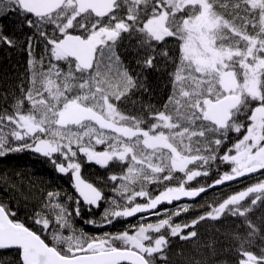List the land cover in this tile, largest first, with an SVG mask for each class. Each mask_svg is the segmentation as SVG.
<instances>
[{
	"label": "snow or ice",
	"instance_id": "6c2138e0",
	"mask_svg": "<svg viewBox=\"0 0 264 264\" xmlns=\"http://www.w3.org/2000/svg\"><path fill=\"white\" fill-rule=\"evenodd\" d=\"M5 9L24 15L51 45L56 63L50 62L38 80L37 62L30 61L31 86L22 89L12 114L0 115V156L32 150L50 158L60 173L72 174L83 203L97 208L104 192L82 178L78 153L104 168L125 165L122 175L109 177L119 181L113 191L123 203L111 200L102 213L105 223L138 213L161 216L158 206L200 196L206 187L186 185L209 175L218 159L231 169L208 188L264 172V0H0V12ZM49 25L51 38L44 31ZM125 36L148 52L169 38L176 42L171 94L160 109L149 106L146 115H128L117 107L138 86L116 51ZM0 42L15 43L4 35ZM144 63L152 67L153 57ZM25 103L30 106L26 110ZM230 133L241 137L218 156ZM176 173L183 178L170 186ZM163 182L168 183L159 194L147 190ZM58 196L49 192L43 206L58 227L52 230L53 220L40 212L33 221L41 232L50 231V242L0 205V249L17 248L20 264H155L157 257L166 259L169 237L190 240L197 237L194 229L201 221L228 214L244 217L248 229L239 244L238 264H264V248L257 254L245 247L260 232L248 215L264 205V180L209 205L190 222L173 221L190 210L184 204L163 209V218L154 223L102 236L78 232L72 217L80 215L81 201L70 212ZM138 197L145 202L137 203Z\"/></svg>",
	"mask_w": 264,
	"mask_h": 264
},
{
	"label": "trees",
	"instance_id": "16d2710c",
	"mask_svg": "<svg viewBox=\"0 0 264 264\" xmlns=\"http://www.w3.org/2000/svg\"><path fill=\"white\" fill-rule=\"evenodd\" d=\"M15 9L14 5H9ZM32 19H35L32 17ZM44 31L53 36V27L45 26ZM79 29L76 33L79 34ZM0 35L8 36L15 43L8 46L0 42V115L12 114L17 99L22 96V89H28L30 85L31 72L33 67L31 60H35V71L38 74L46 71L51 63H56L50 55V47L47 40L40 36L35 27H29L25 22L24 15L19 10L0 12ZM58 35V33H57ZM155 51L148 52L137 47V39L124 37L117 45L116 51L120 54L123 66L137 80V88L129 93L128 99L119 103L117 107L128 115L147 114L148 107L160 109L167 101L172 91L170 83L171 74L176 67V42L169 38L167 43L154 46ZM168 55H163V52ZM148 56L153 57L152 67L145 66L144 61ZM61 67H65L64 62H60ZM142 84V87L140 86ZM39 86V85H37ZM30 107L24 105L26 110ZM241 122L247 125L246 116L241 117ZM7 130V129H6ZM241 137V133H230L229 139L219 150L218 156L223 155L227 147ZM97 145L96 147H98ZM19 155V154H18ZM231 165L220 161L212 162L209 168V175L197 177L189 182L186 187L197 188L208 186L219 178L224 172L230 171ZM95 170L93 173H85V177L101 187L105 180ZM176 178L170 186L178 184L183 178L182 173H176ZM261 180H264V172L246 178L244 180L225 185L221 188L211 190L202 195L198 200L187 203H180L178 206L191 205L187 213H181L178 217H173L175 223L190 222L192 219L202 215L208 210L209 205H214L222 201L227 196L244 190ZM53 174L48 173L44 164L36 161L35 164L28 163L27 160H19L18 157L10 153L4 159H0V204L4 205L13 215L12 219L24 223L38 234L46 242H50V231L41 232L40 226L35 224L32 214L38 207L43 208L45 193L53 189L55 182ZM149 184L147 190L154 195L163 190L164 184ZM108 187V186H106ZM69 193L68 210L71 212L77 205L75 203V192L67 187ZM177 205V204H176ZM176 205L168 209L173 210ZM111 206V199L106 197L104 203L97 209L79 204L80 215L73 213L72 223L79 231L87 233L89 236H102L105 233H117L136 225L137 220L116 221L104 229H96V225L105 223L102 213ZM259 229V234L253 238L251 245H246L248 250L260 253L264 248V205L258 204L248 215ZM96 223H88L87 221ZM58 227L53 220L51 229ZM197 237L190 240H181L179 237H169V244L165 250L166 259L157 257L155 264H238L241 256L238 254L240 241L247 237L248 229L244 222V217H234L226 214L219 220L201 221L194 229ZM78 231V232H79ZM187 231V230H186ZM239 237L240 239H237ZM0 264H20V252L18 249H0Z\"/></svg>",
	"mask_w": 264,
	"mask_h": 264
},
{
	"label": "flooded vegetation",
	"instance_id": "af4514ba",
	"mask_svg": "<svg viewBox=\"0 0 264 264\" xmlns=\"http://www.w3.org/2000/svg\"><path fill=\"white\" fill-rule=\"evenodd\" d=\"M103 148H104L103 145L102 146L99 145L97 147V150L98 151L99 150H103ZM10 153H12V154H14V156L18 157L19 160H24L25 159V160L28 161V163H31V164H35L36 161L44 164L46 170H48V173L53 174V176L55 177V179L58 180V181L55 182V184L57 186H55L51 190H48L45 193V200H44L43 203H46V204L49 203L48 193L49 192H53V193H59V196L57 197V199L59 200L60 203L64 204V206L67 207V192H68L67 187L70 186L71 191L72 192L73 191L75 192V195H76L75 201L76 200H80L81 201L80 204H84L83 201L81 200V198H79V196L76 193V190L74 188L72 174L71 173H68V174L60 173L55 168V166L51 162V159L50 158L44 157L41 154H37V153H35L32 150H26V151H20V152H10ZM10 153H8V154H10ZM8 154H6L4 156H0V159L6 158V156ZM55 159L57 160V162H62V159L63 158L57 156V157H55ZM77 160L81 164V175L86 180H88L85 177L86 176L85 175L86 172L93 173L95 170H99L100 171L99 173L103 172L102 175L105 177L104 178L105 180H103V182L101 183V187L98 186V185H96L94 182H92L90 180H88V181H90L91 183H93L95 186H97L98 188H100L104 192L105 199H106V197H108L109 199L112 200L114 198V196L117 195V192L113 191V188L114 187H117L118 181H111L109 179V177L111 175H113V174H115V175H121V173H123L126 170L125 165L116 162V163L110 164L109 167L104 168V167H101V166L95 164L94 162H88L87 159H86V157H84L83 154H80V153H78ZM259 173L260 172H258L257 174H259ZM257 174H255V175H257ZM255 175H252V176H255ZM252 176H249V177H252ZM249 177H247V178H249ZM244 179H246V178H244ZM244 179H241V180H244ZM241 180H237V181H234V182L225 184V185H229V184H232V183L241 181ZM225 185H223V186H225ZM106 186H108V187H106ZM223 186H220L218 188H221ZM205 187L208 188V186H205ZM214 189H217V188H214ZM214 189H211V190H214ZM211 190L205 192L204 194L210 192ZM159 192L155 193L154 195L158 194ZM204 194H202V195H204ZM196 200H198V198ZM196 200H194V201H196ZM136 202L137 203H144L145 202V198L138 197ZM187 202H193V201H183V202H178V203L176 202V203H172V204H164V205L160 206L158 210L168 209L170 206H174L176 204H177L176 207H178V205L180 203H187ZM103 203H104V201L101 202L100 206ZM43 205H45V204H43ZM87 207H89V206H87ZM91 208H93L95 210L98 209V208H94L92 206H91ZM175 208H172V209H175ZM38 212H40L41 214H44V215H48V218L49 219L54 220V217H53V215L51 213L44 212L43 208H40V207H38L37 209H35V212L32 214L33 216H31V217L36 218V213H38ZM152 216H153L152 213H149V214L137 216V217H135L133 219H126V218H123L122 217V218H118V219L114 220L113 222H116L117 220L118 221H130V222H133L135 220L141 219L142 217H143V219H147V218H150ZM110 225L108 224V225L105 226V223H103V224H98L95 227H96V229H104V228H106L107 226H110Z\"/></svg>",
	"mask_w": 264,
	"mask_h": 264
},
{
	"label": "water",
	"instance_id": "95a60500",
	"mask_svg": "<svg viewBox=\"0 0 264 264\" xmlns=\"http://www.w3.org/2000/svg\"><path fill=\"white\" fill-rule=\"evenodd\" d=\"M75 34H78V33H75ZM37 154H39V153H37ZM258 173V172H257ZM257 173H253V174H249V175H247V176H245V177H241V178H237L236 180H234V181H237V180H241V179H244V178H247V177H249V176H252V175H255V174H257ZM82 176V175H81ZM82 178H83V176H82ZM85 181H87V182H89V183H91L90 181H88V180H86L85 178H83ZM234 181H229V182H225L223 185H225V184H228V183H231V182H234ZM223 185H216L215 187H211V188H207V191H209V190H211V189H214V188H218V187H220V186H223ZM206 191V192H207ZM77 193V192H76ZM205 193V192H204ZM204 193H201V195L202 194H204ZM159 194V193H158ZM77 195H78V193H77ZM200 195V196H201ZM200 196H198V197H195V198H187V197H185V198H182L181 200H179V201H173L172 203H178V202H183V201H194V200H196L197 198H199ZM80 198V197H79ZM82 200V199H81ZM171 203V204H172ZM165 204H167V203H165ZM1 205V204H0ZM162 205H164V204H162ZM162 205H160V206H162ZM160 206H158V209H159V207ZM92 207H94V208H97V207H95V206H92ZM157 209V210H158ZM149 213H151V212H147V213H138V214H136V216H134V217H127L126 219H133V218H135V217H137V216H140V215H145V214H149ZM11 218V217H10ZM106 225H108L107 223H105V226ZM27 227V226H26ZM32 230V229H31ZM10 249H17V248H10Z\"/></svg>",
	"mask_w": 264,
	"mask_h": 264
},
{
	"label": "rangeland",
	"instance_id": "374dc122",
	"mask_svg": "<svg viewBox=\"0 0 264 264\" xmlns=\"http://www.w3.org/2000/svg\"><path fill=\"white\" fill-rule=\"evenodd\" d=\"M102 146V145H101ZM123 173H121V175H122ZM118 185H119V181H118ZM118 185H117V187H118ZM114 198H117V199H119L120 200V202L121 203H123V199L122 198H120L119 197V193L117 192V195H115L114 196ZM69 205V193L67 192V206ZM169 210V209H168ZM163 215H164V213H163V211L161 210V216H155V215H153L152 217H150V218H147V219H139V220H137V224L138 223H141V222H156L158 219H160V218H163ZM75 227V226H74ZM76 229H77V231H79L78 230V228L77 227H75ZM129 229V228H128ZM126 230V229H125ZM117 233H119V232H117Z\"/></svg>",
	"mask_w": 264,
	"mask_h": 264
}]
</instances>
